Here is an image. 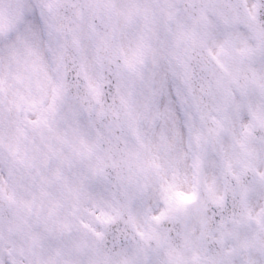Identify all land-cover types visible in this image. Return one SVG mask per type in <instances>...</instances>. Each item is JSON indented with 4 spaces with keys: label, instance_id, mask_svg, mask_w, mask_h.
<instances>
[{
    "label": "clouds",
    "instance_id": "clouds-1",
    "mask_svg": "<svg viewBox=\"0 0 264 264\" xmlns=\"http://www.w3.org/2000/svg\"><path fill=\"white\" fill-rule=\"evenodd\" d=\"M112 2L149 8L151 21L92 15L88 0H0V70L11 85L0 98V212H10L8 195L23 199L14 176L49 144L74 159L79 129L94 152L65 167L78 192L49 222L57 230L70 222L65 235L78 264L119 261L139 248H156L158 240L157 264H167L169 245L178 264H264V0L178 4L177 20L194 32V44L177 40V24L160 15L158 0ZM202 10L205 19L194 26L191 18ZM93 28L111 37L107 47H98ZM141 42L142 62L129 68L126 61ZM29 50L40 56L39 73L23 71ZM17 74L23 84L12 79ZM57 84L63 92L51 132L29 123L33 112L8 113L17 93L39 102L46 91L47 107ZM96 85L98 100L90 90ZM56 136L68 143L57 144ZM98 160L106 164L99 175L92 171ZM242 185L253 186L243 198ZM177 192L196 199L176 209L169 197ZM216 197H223L221 207ZM202 212L210 219L206 233ZM29 223L42 230L34 217ZM13 239L6 253L17 264H31L29 241Z\"/></svg>",
    "mask_w": 264,
    "mask_h": 264
},
{
    "label": "snow or ice",
    "instance_id": "snow-or-ice-1",
    "mask_svg": "<svg viewBox=\"0 0 264 264\" xmlns=\"http://www.w3.org/2000/svg\"><path fill=\"white\" fill-rule=\"evenodd\" d=\"M160 15L168 21L176 22L177 31L176 36L179 42L195 43L194 32L185 27L184 23L177 20V5L187 3L192 5L193 0H158ZM87 8L92 15H105L110 19L115 17L117 19L122 18L125 23L131 24L137 17L142 18L146 23H149L152 18V10L149 8L139 7L135 4H127L123 8L117 7L113 4L112 0H88ZM80 16V12L76 13ZM193 25L201 24L205 17L203 10L199 16L191 18ZM92 35L95 38L98 47H107L109 45L108 34L101 35L92 29ZM74 43L78 44L79 40L74 38ZM223 52V47H221ZM144 53L143 43L137 45L136 50L132 56L126 61L129 68H135L137 63L142 62ZM58 62H62L63 53H58ZM30 62L24 66L23 71L27 73H39L42 71V63L39 54L34 50H29ZM219 63V61H218ZM223 68V65H220ZM46 78V75H45ZM18 84L24 83V76L17 74L12 77ZM235 81V78H234ZM29 84H31V77H29ZM36 84L40 86L41 81L36 80ZM11 88L9 84V76L0 70V98L7 97ZM92 95L98 100L100 96L99 86H90ZM54 96L52 103L47 107H44V98L46 97V91L44 97L39 102L23 94L17 93L12 100L9 101L10 107L8 113H11L13 109L15 111L33 112L36 116L35 120H29L30 124H33L37 130L43 132L45 129L49 132L52 131L50 127V119L55 113L56 100L61 96L63 92L62 84H57L54 89ZM163 93V88L161 87ZM243 94V88H242ZM4 118V113L0 112V119ZM264 123V120L261 121ZM132 127V125H130ZM133 131L136 129L133 127ZM218 134V133H217ZM75 135L78 138V144L72 145L74 152V159H68L63 157L62 150L57 149L53 144L47 146V151L41 153V155L34 161L29 162L26 169L14 176L15 186L22 190L23 199L17 200L14 195H8L6 197L9 206V214L5 215L0 212V264H17L16 257L12 254H8L5 251L7 243H15L13 238L26 239L29 241V250L32 252L33 259L31 264H78L73 257V246L69 242V238L65 235V232L70 231V222H65L62 225L61 230H57L54 227L49 226V222L58 216L59 210L68 203L69 199L78 192V188L74 183H69L65 174V167L71 169L76 162H84L89 159L94 152V146L87 143L79 132V129L75 130ZM56 143L60 145L67 144L68 142L60 136L55 137ZM199 161H197V167ZM106 164L103 160H98L96 166L92 169L94 174H102ZM261 181H264V177H261ZM34 186L39 188V191H34ZM55 190L61 192L60 196L54 194ZM253 190V186H243L241 190V196L246 197L248 193ZM260 193L259 189H256ZM66 194V195H65ZM264 194V193H261ZM2 195V194H0ZM170 200L174 199L175 208L181 209L184 206L190 205L195 199V195H185L183 193H174ZM213 203L217 207L223 205V197H216ZM23 209V212L19 211ZM207 209L205 210V212ZM35 218L37 225L42 230L34 231L32 225L29 223V218ZM111 218L105 219L108 222ZM157 220L160 217L156 218ZM212 219H216L215 213H213ZM199 224L202 232H207L210 224V219L204 212L201 213L199 218ZM5 226L7 232L4 231ZM225 226L224 221H220L218 228L222 229ZM162 245L159 240L157 241V247H142L137 249L133 254H123L119 261L107 260L104 264H157L155 257L159 255V249ZM243 247H247V242L242 244ZM24 249H20L19 252L23 253ZM174 249L169 245L167 264H178V261L172 258ZM215 264H237L236 261L219 260ZM239 264H245L244 261H240Z\"/></svg>",
    "mask_w": 264,
    "mask_h": 264
}]
</instances>
